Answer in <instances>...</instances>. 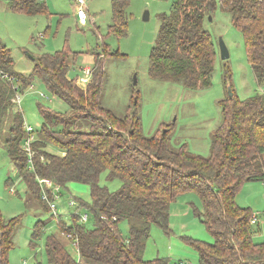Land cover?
Segmentation results:
<instances>
[{
  "label": "trees",
  "instance_id": "16d2710c",
  "mask_svg": "<svg viewBox=\"0 0 264 264\" xmlns=\"http://www.w3.org/2000/svg\"><path fill=\"white\" fill-rule=\"evenodd\" d=\"M6 3L13 11L30 16L47 9L43 0ZM217 3L241 33L255 83L259 89L264 87V0H175L168 13L158 14L148 63L151 79L176 82L191 90L211 85L218 48L204 22L213 16ZM127 6L128 0H111L109 34H126ZM100 55H95L90 79L81 86L67 77V51L34 57L32 74L26 76L14 70L9 50L0 43V127L6 123V129L0 130L2 145L25 184L26 207L40 200L37 178L49 179L59 189L71 182L89 188L90 203L85 205L93 216L92 228L86 229L76 217L69 225L58 221L59 234L76 239L78 261L58 235L49 234L44 242L46 264H166L162 258L145 260V244L152 225L166 235L172 232L170 205L185 192L200 197L202 210L194 208V212L213 237L207 243L183 236L196 251L198 264H264V240L253 241L252 214L235 200L246 182L264 181V93L257 91L241 99L229 90L218 103L221 122L211 135L209 155L200 156L184 144L172 147L168 128L145 136L136 96L123 116L102 105ZM3 74L18 79V89L27 87L31 76L38 77L68 107L62 114L40 109L43 122L32 144L30 169L20 147L25 135L23 119L12 101L18 89ZM223 77L229 79L228 67ZM49 144L61 148L63 154L49 153ZM103 171L108 180H119L120 188L109 191L100 185ZM40 206L49 210L45 203ZM122 221L128 225L125 236L119 228ZM19 225L18 217L0 215V264H9L8 252ZM44 225L35 223L31 243Z\"/></svg>",
  "mask_w": 264,
  "mask_h": 264
},
{
  "label": "rangeland",
  "instance_id": "374dc122",
  "mask_svg": "<svg viewBox=\"0 0 264 264\" xmlns=\"http://www.w3.org/2000/svg\"><path fill=\"white\" fill-rule=\"evenodd\" d=\"M83 1L86 22L81 25L75 16L76 0H43L46 13L36 16L13 11L6 0H0V43L9 50L17 73L32 74L33 60L30 56L65 50L69 55L67 77L75 81L89 80L90 76L84 69L92 67L95 55L99 53L104 71L102 105L115 115L123 116L136 96L145 136L168 128L172 147L184 144L190 152L200 156L209 155L211 135L221 122L218 103L229 90L241 99L257 91L264 93V87L259 89L255 83L241 33L232 26L228 14L220 9L218 3L211 20H205L204 27L217 48L219 39L222 40L229 56L222 60L218 49L211 85L191 90L176 82L151 79L148 75L149 54L158 32V14L168 13L175 0H128L127 32L121 37L109 34L107 30L112 22L111 0ZM227 67L230 77L224 80L223 73ZM31 77L27 87L17 90L16 107L23 124L30 126L36 136L43 122L41 108L62 114L68 112V107L52 96L38 77ZM134 77L136 84H133ZM5 129L4 122L0 130ZM3 135L1 132L0 215L4 219H20L13 247L8 252V263L46 264L44 242L49 234L58 235L62 243H66L70 256L78 261L77 248L70 241L65 242L59 234L58 221L61 219L69 225L76 217L86 229L92 228L93 216L85 205L90 203L88 186L71 182L59 189L57 198H54L56 215L51 210L44 211L46 209L40 206L44 204L41 199L27 208L26 187L3 148ZM46 148L54 155L63 154L57 146L49 144ZM99 180L100 185L109 191L121 186L119 180L107 179V171L101 173ZM235 200L239 206L249 208L250 213L256 215L257 223L249 224V230L254 242L263 241L264 181L246 182ZM194 208L202 210L197 194L185 192L175 198L169 212L172 232L166 235L159 227L151 226L143 253L145 260L162 258L166 264H198L196 251L184 241L183 236L207 243H211L213 237ZM85 214L87 220L80 221ZM37 221L45 225L40 236L31 243V233ZM119 228L123 236L127 235L126 221L120 222Z\"/></svg>",
  "mask_w": 264,
  "mask_h": 264
},
{
  "label": "built area",
  "instance_id": "2783aa9c",
  "mask_svg": "<svg viewBox=\"0 0 264 264\" xmlns=\"http://www.w3.org/2000/svg\"><path fill=\"white\" fill-rule=\"evenodd\" d=\"M75 16L76 20L79 24L84 25L86 22V9L85 3L83 0H76V7H75ZM89 75L90 68L87 67L84 69ZM4 77L8 80V82L12 85V87L17 90L20 86V82L12 75L3 74ZM90 76V75H89ZM79 85L84 86L87 84L88 79L83 78L77 81ZM12 101L17 104L18 96H14ZM24 130V139L21 142V149L27 157L28 163L31 164L32 167V159H33V150L32 144L36 140V136L33 135V129L30 126H26L23 124ZM36 182L39 186V197L40 199L48 206L49 210H51L55 215L56 205L54 203V198H57V192L59 191V187L54 185V183L46 178H37ZM264 215V212H263ZM87 220V215L80 217V221L85 222ZM256 215L253 214L250 218V223L256 222ZM66 240L70 241L74 246L77 247L76 239L71 236L70 234H63L62 235Z\"/></svg>",
  "mask_w": 264,
  "mask_h": 264
},
{
  "label": "water",
  "instance_id": "95a60500",
  "mask_svg": "<svg viewBox=\"0 0 264 264\" xmlns=\"http://www.w3.org/2000/svg\"><path fill=\"white\" fill-rule=\"evenodd\" d=\"M8 1V0H6ZM208 20H211V15H208ZM218 49H219V53H220V58L222 60H225L228 58L229 56V53H228V50L227 48L225 47V45L223 44L222 40L219 39V43H218ZM30 59L31 60H34V57L33 56H30ZM133 84H136V81H135V77H134V80H133Z\"/></svg>",
  "mask_w": 264,
  "mask_h": 264
},
{
  "label": "crops",
  "instance_id": "0c3cea01",
  "mask_svg": "<svg viewBox=\"0 0 264 264\" xmlns=\"http://www.w3.org/2000/svg\"><path fill=\"white\" fill-rule=\"evenodd\" d=\"M66 242V241H65ZM66 244V243H65ZM66 246V245H65Z\"/></svg>",
  "mask_w": 264,
  "mask_h": 264
}]
</instances>
